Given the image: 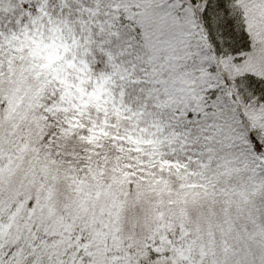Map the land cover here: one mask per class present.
Segmentation results:
<instances>
[{"label": "snow or ice", "instance_id": "snow-or-ice-1", "mask_svg": "<svg viewBox=\"0 0 264 264\" xmlns=\"http://www.w3.org/2000/svg\"><path fill=\"white\" fill-rule=\"evenodd\" d=\"M0 264H264V0H0Z\"/></svg>", "mask_w": 264, "mask_h": 264}]
</instances>
